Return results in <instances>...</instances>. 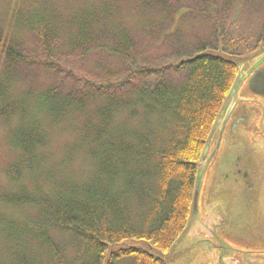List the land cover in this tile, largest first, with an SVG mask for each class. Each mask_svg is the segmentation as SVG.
<instances>
[{
	"label": "trees",
	"instance_id": "1",
	"mask_svg": "<svg viewBox=\"0 0 264 264\" xmlns=\"http://www.w3.org/2000/svg\"><path fill=\"white\" fill-rule=\"evenodd\" d=\"M178 1L130 2L146 35L163 21L194 13L198 2V14L210 16L214 8L209 18L217 43L183 52L179 32L172 39L170 28L160 29L158 38L169 42L178 61L158 66L140 62L138 36L116 0L69 14L47 5L18 7L7 26L0 22V118L18 152L6 173L20 190L3 199L36 214L5 235L10 264H169L163 256L188 228L198 164L238 78L237 60L264 39V33L258 43L230 37L223 25L249 0H187L173 10ZM155 11L165 16L161 22L144 15ZM36 52L42 59L32 56ZM89 57L95 59L91 72L104 78L100 83L63 71L69 61ZM41 76L51 82L35 89ZM20 84L25 90L15 92ZM79 121L80 141L66 156L85 149L96 178L51 185L52 179L32 177L45 164L48 126ZM28 245L39 252L27 254Z\"/></svg>",
	"mask_w": 264,
	"mask_h": 264
},
{
	"label": "rangeland",
	"instance_id": "2",
	"mask_svg": "<svg viewBox=\"0 0 264 264\" xmlns=\"http://www.w3.org/2000/svg\"><path fill=\"white\" fill-rule=\"evenodd\" d=\"M116 1L115 7L116 9L119 8L120 13H122L120 16L125 22L127 21L128 25L131 27L130 29L138 36L137 39L142 52L139 60L142 64L147 63L149 66H158L159 64L168 62L175 63L178 61L176 56L171 54V50L168 49L169 42H165L163 36L158 38L156 33H158L160 29L165 30L170 28L172 39H177L175 35L179 32L180 48L178 49H182L183 52L186 51V49L187 51L192 50V46H198L204 41L209 44L212 42L214 45L217 43L216 27L213 20L209 18L215 17L216 11L214 8H210V16L198 14V10L202 9L198 2L194 5V13L192 10H189L183 16L180 14L177 15V20L170 19L163 21L164 24L161 25L160 29L157 25V27H154V31L152 30L146 35L144 32L147 31L148 28H144L142 32V14H139L140 12L132 6L131 0ZM186 1L187 0H179L175 3L173 10L178 9L180 3L187 4ZM100 2L101 0H0V22H3L5 26H7L12 12L18 7L19 9L34 7L35 9L46 10L44 8L48 6L59 14H69L80 11L89 4L96 6ZM158 14L159 13L155 11L145 13L144 15L155 22L158 20V22H161L165 16ZM138 20H141L139 24ZM229 20L230 22L223 25L228 29L230 37L238 38L243 36L247 42L249 41L248 39H252L253 41H251V43H258L255 42L257 39L256 36H260V33H264V0H249L247 8L245 6L242 10L232 11L231 19ZM31 39L32 37L29 36L28 46L32 48L35 44ZM262 46H264V39L259 42L257 47L249 50L237 60L239 65L243 61V56L248 57L251 54H255ZM32 56H35V58L37 57V59H42L40 52H36L35 55ZM86 59L87 60L69 61L67 67H65L63 71H72L78 77H86L100 83L104 78L101 77V75L91 72L94 69L93 62L95 59L91 57ZM79 70L85 74H77ZM50 82V80L41 76L33 85L36 87L35 89H38L47 86ZM24 88L25 85L20 84L15 88V92L22 93V91L25 90ZM121 121H124V118L121 119ZM80 123L79 121L72 124L62 123L55 127L53 125L50 127L48 126L51 139L48 149L44 151L45 164H43L41 168L36 169L32 177L40 178L42 176V179L39 181L45 178L52 179V183H49L51 185L72 180H76L77 183H86L96 178L97 173L93 167V160L86 153L85 149H80V152L74 153L71 158L66 156L67 149L80 141ZM47 125H49V123H46V126ZM9 137L8 125L0 118V264H10L8 256L10 255L11 248L4 240L5 235L10 233V230L14 232L17 231L15 226L19 225V223L22 224L26 219L31 220V218H34L36 215L31 208H12L9 204L5 203L3 199V196L5 197L20 192L17 186L8 179L6 173L8 167L18 156V152L10 146ZM202 213H205V211L197 215H190L188 233L185 234L179 241V244L174 247V253H168L170 254V259L175 260L171 264H213L211 257L209 258L207 256L210 252L208 248L212 246L210 232L213 228L210 226L209 218L205 216V214L202 220H200ZM226 221V227L228 229L238 232L241 223H239L236 218H234L233 221H229V219H226ZM222 243L225 246L227 245L225 238L222 239ZM27 252L37 254L39 251L30 250V246L28 245L26 253ZM213 256L215 258L217 252H213Z\"/></svg>",
	"mask_w": 264,
	"mask_h": 264
},
{
	"label": "flooded vegetation",
	"instance_id": "3",
	"mask_svg": "<svg viewBox=\"0 0 264 264\" xmlns=\"http://www.w3.org/2000/svg\"><path fill=\"white\" fill-rule=\"evenodd\" d=\"M238 68L198 164V213L205 211L200 220L205 214L213 228L207 255L213 264H264V46ZM234 218L237 233L226 227Z\"/></svg>",
	"mask_w": 264,
	"mask_h": 264
},
{
	"label": "water",
	"instance_id": "4",
	"mask_svg": "<svg viewBox=\"0 0 264 264\" xmlns=\"http://www.w3.org/2000/svg\"><path fill=\"white\" fill-rule=\"evenodd\" d=\"M232 96V94H231ZM209 150V146H207L205 148V152H204V159L207 156ZM201 181H202V176L199 174V178H198V182H197V186H196V190H195V194H194V198H193V203H192V210H191V214L192 215H197L198 214V209H199V193H200V188H201ZM188 228L186 230V232L181 236V238L179 239V241L185 236V234H187L188 232ZM179 241L177 242V244L175 246H177L179 244ZM171 253H174L173 251ZM163 258L169 263H173L175 260L170 259V254L168 256H163Z\"/></svg>",
	"mask_w": 264,
	"mask_h": 264
}]
</instances>
